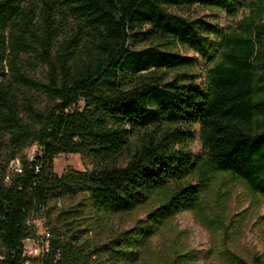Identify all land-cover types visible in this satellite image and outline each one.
I'll use <instances>...</instances> for the list:
<instances>
[{"label": "trees", "instance_id": "16d2710c", "mask_svg": "<svg viewBox=\"0 0 264 264\" xmlns=\"http://www.w3.org/2000/svg\"><path fill=\"white\" fill-rule=\"evenodd\" d=\"M194 5L249 13L225 28ZM60 154L92 166L58 174ZM234 187L264 201V0H0V264H199L152 240L183 211L225 264H264L228 247L248 210L229 209ZM140 207L105 242L87 236ZM39 234L47 250L25 254Z\"/></svg>", "mask_w": 264, "mask_h": 264}, {"label": "rangeland", "instance_id": "374dc122", "mask_svg": "<svg viewBox=\"0 0 264 264\" xmlns=\"http://www.w3.org/2000/svg\"><path fill=\"white\" fill-rule=\"evenodd\" d=\"M185 12L192 16H209L210 13H215L219 15L218 21L221 26L226 28L236 25L243 18L244 14L249 13V10L242 9L234 17L227 10L218 11L194 5L190 9L185 10ZM186 53L190 55L194 54L192 51H186ZM197 70L200 71L199 68ZM189 146L197 153L201 150L202 144L199 138H197ZM35 151L36 146H32L26 150V153L31 156ZM54 166L55 171L61 174L69 167L84 170L85 168H91L92 165L79 154H60L56 157ZM81 199L82 195L79 194L74 197L52 201L50 205L57 207L56 210L58 211L75 205ZM251 201L254 203H251ZM229 209L235 215L246 209L248 210L242 226L238 227L237 230L235 226L231 227L229 236L226 239L228 247L247 258H251L255 254H260L264 257V201H255L245 189L234 187L229 197ZM147 212L146 207H140L132 213L118 214L110 217L107 221H97V225L87 236L93 243H103L117 232L132 227L136 218H145ZM44 220V214L32 220V225L40 233L44 231ZM152 240L156 247H171L172 249L184 250L196 249L202 256L199 264H225L222 259L213 255L212 252V249L215 250L217 248V239L200 223L196 215L190 211L179 213L172 222V229L168 232L160 233ZM204 255H209L210 258L204 257Z\"/></svg>", "mask_w": 264, "mask_h": 264}, {"label": "built area", "instance_id": "2783aa9c", "mask_svg": "<svg viewBox=\"0 0 264 264\" xmlns=\"http://www.w3.org/2000/svg\"><path fill=\"white\" fill-rule=\"evenodd\" d=\"M15 169L20 171V161L19 159L12 162ZM32 222V221H31ZM47 237V236H46ZM48 248V242L44 240L43 236L40 234L37 238H28L25 241V254L29 256H37L44 253Z\"/></svg>", "mask_w": 264, "mask_h": 264}]
</instances>
